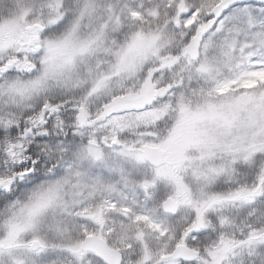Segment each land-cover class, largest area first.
Returning a JSON list of instances; mask_svg holds the SVG:
<instances>
[{
    "label": "snow or ice",
    "instance_id": "snow-or-ice-1",
    "mask_svg": "<svg viewBox=\"0 0 264 264\" xmlns=\"http://www.w3.org/2000/svg\"><path fill=\"white\" fill-rule=\"evenodd\" d=\"M0 264H264V0H0Z\"/></svg>",
    "mask_w": 264,
    "mask_h": 264
}]
</instances>
